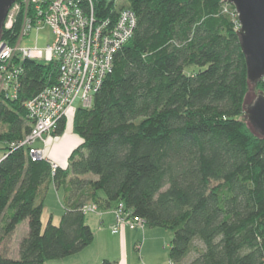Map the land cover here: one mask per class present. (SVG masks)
<instances>
[{
	"label": "trees",
	"instance_id": "obj_1",
	"mask_svg": "<svg viewBox=\"0 0 264 264\" xmlns=\"http://www.w3.org/2000/svg\"><path fill=\"white\" fill-rule=\"evenodd\" d=\"M131 38L90 107L73 112L81 142L65 168L6 146L0 159V264H47L87 247L86 204L122 202L149 227L172 232L171 264H264V136L243 119L248 92L234 6L224 0H124ZM98 16L114 0H94ZM227 7L231 9L227 13ZM121 10V9H120ZM226 10V11H225ZM232 14V15H231ZM16 23L0 39L14 43ZM14 96L0 97V141L31 129L24 103L58 79L56 61L16 58ZM197 66V72L186 71ZM257 90L264 92V78ZM62 118L53 135L65 129ZM63 189L58 224H42L48 183ZM27 220L17 256L10 243ZM101 264H113L103 260Z\"/></svg>",
	"mask_w": 264,
	"mask_h": 264
},
{
	"label": "built area",
	"instance_id": "obj_2",
	"mask_svg": "<svg viewBox=\"0 0 264 264\" xmlns=\"http://www.w3.org/2000/svg\"><path fill=\"white\" fill-rule=\"evenodd\" d=\"M18 22L20 30L14 43L6 37L0 39V97H15L21 73L16 58L45 63L56 61L59 75L55 84L42 88L25 101L31 129L22 139L7 142V146L28 147L31 159H45L47 140L58 122L71 109L91 106L94 93L112 70L115 53L133 34L136 16L127 8L115 15L98 16L94 0H15L6 13L3 31H11ZM45 25L54 35L50 44L43 49L19 46L33 29L39 30ZM37 141L44 146L37 147ZM96 209L89 204L83 207L85 212ZM113 213L112 233H117L121 227L134 229L145 225V221L133 215L122 202L113 207Z\"/></svg>",
	"mask_w": 264,
	"mask_h": 264
},
{
	"label": "rangeland",
	"instance_id": "obj_3",
	"mask_svg": "<svg viewBox=\"0 0 264 264\" xmlns=\"http://www.w3.org/2000/svg\"><path fill=\"white\" fill-rule=\"evenodd\" d=\"M124 0H114L113 6H116V10L120 11L124 7ZM227 13L230 14L231 9L229 7L226 8ZM118 13V12H117ZM116 13V14H117ZM232 15V14H231ZM237 17V14H235ZM4 38V37H3ZM54 35L52 32V29L45 25L39 30H32L29 34V36L24 37L21 41L19 46L20 47H37L39 49H43L47 44H50L53 41ZM17 38L15 39V41ZM199 68L197 66H188L186 68V71H194L197 72ZM0 86H1V79H0ZM257 89L253 87V85H249L248 92L246 94V103L251 102V100L254 98L256 94ZM77 104V102H76ZM74 109H71L66 117V124L65 129L63 133L66 135L74 132L72 131V116H73ZM4 130L3 126L0 125V131ZM62 133V134H63ZM63 134V135H64ZM66 135V136H67ZM75 135V134H74ZM76 136V135H75ZM77 137V136H76ZM55 143L54 137L50 139V141L47 140L45 149L48 153L49 149L54 150V146L52 145ZM35 145H38V142H35ZM7 146V142L0 141V159L3 157V154L5 153V149ZM7 150V149H6ZM59 156L62 155V150L58 149ZM62 195L61 189L55 190L51 187L50 191L48 192L47 199H46V205L49 209V212H53L55 214L59 213V209L61 208V198ZM45 212L43 213V216L41 217L43 225L46 224V216ZM91 214L86 213V218H88ZM27 222V221H26ZM57 222V219L55 218V223ZM95 227V226H94ZM94 235L97 238V240H100L102 242V245L105 246L99 248V253L101 254V261L108 260L110 262H113L114 264H124L126 261L129 264H171L168 260V250H169V244L172 238V232L168 229H165L163 227H146V231H148V239L145 242L143 237H136L133 238L132 241H128L127 245L123 244L121 247L112 248L116 238H118L119 235H122L125 229H121L119 233H112L110 228H103L100 231H97L93 228ZM127 230V229H126ZM92 231V232H93ZM24 227L19 226L14 233L13 239L10 243L11 247V253L14 254V247L17 248L18 242L21 239V237L24 235ZM116 236V237H115ZM101 244V243H100ZM141 246V248H140ZM94 255V252H92V256ZM62 260V259H61ZM97 263V262H96Z\"/></svg>",
	"mask_w": 264,
	"mask_h": 264
},
{
	"label": "water",
	"instance_id": "obj_4",
	"mask_svg": "<svg viewBox=\"0 0 264 264\" xmlns=\"http://www.w3.org/2000/svg\"><path fill=\"white\" fill-rule=\"evenodd\" d=\"M15 0H0V33L8 8ZM234 6L237 34L245 57L248 84L257 87L264 78V0H224ZM243 119L252 131L264 136V92L257 90L251 102L243 104Z\"/></svg>",
	"mask_w": 264,
	"mask_h": 264
},
{
	"label": "crops",
	"instance_id": "obj_5",
	"mask_svg": "<svg viewBox=\"0 0 264 264\" xmlns=\"http://www.w3.org/2000/svg\"><path fill=\"white\" fill-rule=\"evenodd\" d=\"M73 131V129H72ZM64 134V133H63ZM60 134V135H52L51 137L48 138V141H50V139H52L54 137L55 139V143L52 145H57L56 147L54 146V150L53 149H49L48 153L45 149V159H47L51 165H59L62 168H65L68 165V156L71 153V151L77 146L79 145V143L81 142L80 137L77 134ZM38 145H36L37 147H43V143L41 141H37ZM58 149L62 150V155L59 156L58 153ZM54 188L56 191L61 189L62 195L60 196L61 198V208L59 209V213L55 214L53 212H49V209L47 208L46 205V199H47V195L48 192L50 191V189ZM64 211V205H63V189L62 188H56L52 182L48 183V188H47V192L43 201V211H42V216L43 213L45 212V216H46V222L51 218V221L54 224H58L61 218V215ZM86 213H90L91 215L86 218V214H85V222L86 224H88L91 228V230L93 231L95 228L96 229V234L97 231H100L103 228H110V230H112L114 223H115V217H114V213H113V206L107 209H102V208H98L95 211L92 212H86ZM41 216V217H42ZM55 218L57 219V222L55 223ZM42 220V219H41ZM27 220H24L23 222H21L16 229L19 226L24 227V232H27L28 229V223L26 222ZM43 224V223H42ZM95 226V227H94ZM146 225H143L141 227H137L134 229H129L126 227H121L119 229V231L117 233L120 232L121 229H125L122 235H119L118 238H116L112 248H116V247H121L123 244L128 243V241H132L133 238L136 237H140L142 236L144 241L146 242L148 237V231H146ZM15 229V230H16ZM127 229V230H126ZM15 233V231H14ZM24 233V234H25ZM94 233V231H93ZM14 236V234H13ZM116 237V236H115ZM13 239V237H12ZM101 243V244H100ZM105 246L102 245V242L100 240H97V238L94 235V239L93 241L84 249H82L80 252L67 256L65 258L61 259H57V260H50L47 261V264H101V254L99 253V248H101ZM18 247V246H17ZM122 248V247H121ZM141 248V246H140ZM14 254L13 256L16 257L17 256V248L14 247ZM92 252H94V255L92 256ZM97 262V263H96ZM114 264V263H113ZM124 264H129L127 261Z\"/></svg>",
	"mask_w": 264,
	"mask_h": 264
}]
</instances>
